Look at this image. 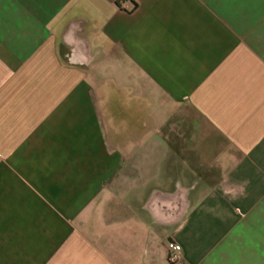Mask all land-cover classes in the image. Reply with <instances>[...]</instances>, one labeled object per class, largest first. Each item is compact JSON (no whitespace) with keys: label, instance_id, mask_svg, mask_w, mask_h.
<instances>
[{"label":"crops","instance_id":"crops-1","mask_svg":"<svg viewBox=\"0 0 264 264\" xmlns=\"http://www.w3.org/2000/svg\"><path fill=\"white\" fill-rule=\"evenodd\" d=\"M0 264H264V0H0Z\"/></svg>","mask_w":264,"mask_h":264},{"label":"built area","instance_id":"built-area-1","mask_svg":"<svg viewBox=\"0 0 264 264\" xmlns=\"http://www.w3.org/2000/svg\"><path fill=\"white\" fill-rule=\"evenodd\" d=\"M167 248L169 251L170 261L172 263L179 262L184 258V247L180 242L173 239L168 240Z\"/></svg>","mask_w":264,"mask_h":264}]
</instances>
